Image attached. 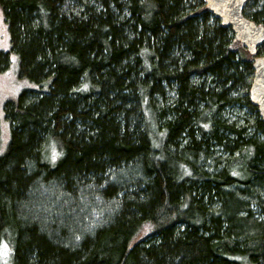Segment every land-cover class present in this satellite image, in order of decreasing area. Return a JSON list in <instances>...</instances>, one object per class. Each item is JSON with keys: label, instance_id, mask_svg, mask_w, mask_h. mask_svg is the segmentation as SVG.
I'll list each match as a JSON object with an SVG mask.
<instances>
[{"label": "trees", "instance_id": "obj_1", "mask_svg": "<svg viewBox=\"0 0 264 264\" xmlns=\"http://www.w3.org/2000/svg\"><path fill=\"white\" fill-rule=\"evenodd\" d=\"M0 12L1 69L13 60L25 84L0 136L9 264H264V120L249 96L264 43L251 54L205 0ZM248 14L264 24V5ZM80 209L101 222L69 243Z\"/></svg>", "mask_w": 264, "mask_h": 264}, {"label": "water", "instance_id": "obj_2", "mask_svg": "<svg viewBox=\"0 0 264 264\" xmlns=\"http://www.w3.org/2000/svg\"><path fill=\"white\" fill-rule=\"evenodd\" d=\"M245 1L205 0V5L206 9L219 18L223 25L231 26L236 39L251 54H255L258 47L264 43V24L256 23L243 14ZM253 69L249 96L251 101L258 106L259 114L264 120V54L255 56Z\"/></svg>", "mask_w": 264, "mask_h": 264}, {"label": "rangeland", "instance_id": "obj_3", "mask_svg": "<svg viewBox=\"0 0 264 264\" xmlns=\"http://www.w3.org/2000/svg\"><path fill=\"white\" fill-rule=\"evenodd\" d=\"M263 5L264 0H246V3L244 5V14L249 15L248 13L255 10L260 11ZM7 46L8 35L0 12V48L4 50L7 48ZM261 54H264V51L261 52ZM24 85V82H20L17 78V66H15V62H13V60L10 61L8 65L4 66V68L2 69L0 66V136L4 144L9 138V129L7 128L8 125L3 112L4 102L7 99L15 98ZM225 113L226 115H235L234 113H240L242 115L246 114L245 109L238 110L236 108L226 109ZM85 212H87V210L85 211L84 209H80V211L76 212V215L77 217H79L80 222H76V226L74 227L79 229L80 233H72L71 237H69V243L77 244V242L81 240V236L83 234L90 233V228L95 227L96 224H99L101 222L100 217L95 215H93L92 217L90 213L87 214ZM9 251L10 250L7 245L2 244V246L0 247V263H10L8 258Z\"/></svg>", "mask_w": 264, "mask_h": 264}]
</instances>
